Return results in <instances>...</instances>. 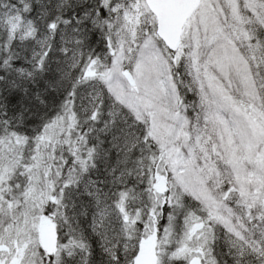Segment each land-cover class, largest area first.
<instances>
[{"label":"snow or ice","instance_id":"snow-or-ice-1","mask_svg":"<svg viewBox=\"0 0 264 264\" xmlns=\"http://www.w3.org/2000/svg\"><path fill=\"white\" fill-rule=\"evenodd\" d=\"M0 264H264V0H0Z\"/></svg>","mask_w":264,"mask_h":264},{"label":"trees","instance_id":"trees-1","mask_svg":"<svg viewBox=\"0 0 264 264\" xmlns=\"http://www.w3.org/2000/svg\"><path fill=\"white\" fill-rule=\"evenodd\" d=\"M46 2V0H45ZM90 44L92 47H94L96 49L97 52L101 51L103 49V42L99 40V38L97 36H92L91 40H90ZM32 122L33 123H37L38 120L35 117H32ZM113 162L115 161V153H113V157H112ZM93 178H97V173H93ZM98 178L99 179H108L110 180L111 177L110 176H106L105 172H104V165L101 164L100 166V170L98 173ZM103 187V185H101ZM85 222L82 221V224H84ZM50 227V232L46 235L47 240L50 242L51 241V237H52V229L51 226Z\"/></svg>","mask_w":264,"mask_h":264},{"label":"rangeland","instance_id":"rangeland-1","mask_svg":"<svg viewBox=\"0 0 264 264\" xmlns=\"http://www.w3.org/2000/svg\"><path fill=\"white\" fill-rule=\"evenodd\" d=\"M50 232V227L49 225L45 224L42 226V233L44 234L45 238H46V235ZM47 239V238H46Z\"/></svg>","mask_w":264,"mask_h":264}]
</instances>
